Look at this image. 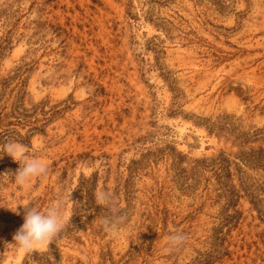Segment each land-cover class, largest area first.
<instances>
[{
	"label": "rangeland",
	"instance_id": "rangeland-1",
	"mask_svg": "<svg viewBox=\"0 0 264 264\" xmlns=\"http://www.w3.org/2000/svg\"><path fill=\"white\" fill-rule=\"evenodd\" d=\"M9 141L48 171L18 186L0 151V264H264V0H0ZM60 198L61 231L16 248Z\"/></svg>",
	"mask_w": 264,
	"mask_h": 264
},
{
	"label": "clouds",
	"instance_id": "clouds-1",
	"mask_svg": "<svg viewBox=\"0 0 264 264\" xmlns=\"http://www.w3.org/2000/svg\"><path fill=\"white\" fill-rule=\"evenodd\" d=\"M0 151L9 155L14 161L19 163V168L12 174L14 175L13 181L18 186L26 185L34 177L47 174V163L38 157L27 158L25 156L24 146L18 142H6L0 146ZM0 174L7 175L9 173ZM69 197L70 193L68 194ZM95 198L100 204H111L112 202L111 195L105 190L98 191L95 194ZM29 204L30 202L24 205L26 211L24 213L23 223L12 238L14 246L24 251H30L42 245L44 242L52 240L64 226L62 198L50 203L44 211L38 210L35 206L29 207ZM126 221L127 217L122 215L101 219V223L107 225L114 232L121 224L126 223ZM185 239L186 237L183 233H173L168 237V246L170 248L180 247L183 245Z\"/></svg>",
	"mask_w": 264,
	"mask_h": 264
},
{
	"label": "trees",
	"instance_id": "trees-1",
	"mask_svg": "<svg viewBox=\"0 0 264 264\" xmlns=\"http://www.w3.org/2000/svg\"><path fill=\"white\" fill-rule=\"evenodd\" d=\"M214 126L215 125L213 123H210V125L207 126V128H208L209 131H212V129L215 128ZM222 126H224V123L222 124Z\"/></svg>",
	"mask_w": 264,
	"mask_h": 264
}]
</instances>
